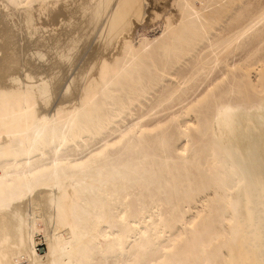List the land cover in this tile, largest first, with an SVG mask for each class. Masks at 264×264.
<instances>
[{"label":"bare ground","instance_id":"6f19581e","mask_svg":"<svg viewBox=\"0 0 264 264\" xmlns=\"http://www.w3.org/2000/svg\"><path fill=\"white\" fill-rule=\"evenodd\" d=\"M0 264H264V0H0Z\"/></svg>","mask_w":264,"mask_h":264},{"label":"rangeland","instance_id":"374dc122","mask_svg":"<svg viewBox=\"0 0 264 264\" xmlns=\"http://www.w3.org/2000/svg\"><path fill=\"white\" fill-rule=\"evenodd\" d=\"M149 31H151V28H149ZM40 247L42 248L43 246L41 245Z\"/></svg>","mask_w":264,"mask_h":264}]
</instances>
